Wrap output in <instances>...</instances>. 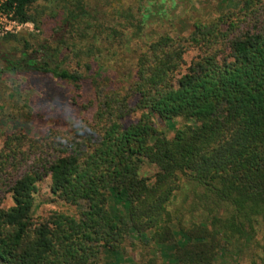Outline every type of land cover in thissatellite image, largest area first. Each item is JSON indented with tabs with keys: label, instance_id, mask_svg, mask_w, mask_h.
I'll list each match as a JSON object with an SVG mask.
<instances>
[{
	"label": "trees",
	"instance_id": "16d2710c",
	"mask_svg": "<svg viewBox=\"0 0 264 264\" xmlns=\"http://www.w3.org/2000/svg\"><path fill=\"white\" fill-rule=\"evenodd\" d=\"M49 1L2 0V7L40 30L39 2ZM234 1L185 34L144 43L125 85H115L92 43L120 50L124 31L137 33L156 0H139L121 17L75 0L44 18L54 20L51 41L23 47L8 69L66 83L74 101L89 82L94 96L83 104L89 117L74 127L2 134L0 264H97L108 255L118 264L126 243L141 245L138 264H223L257 245L264 234V0ZM143 164L155 168L151 175L139 174ZM45 176L76 214L30 216Z\"/></svg>",
	"mask_w": 264,
	"mask_h": 264
},
{
	"label": "rangeland",
	"instance_id": "374dc122",
	"mask_svg": "<svg viewBox=\"0 0 264 264\" xmlns=\"http://www.w3.org/2000/svg\"><path fill=\"white\" fill-rule=\"evenodd\" d=\"M74 1L39 2L38 9L45 10L40 30L29 24L18 31L0 36V138L2 134L9 133L18 127L23 128L29 135L37 136L50 127H74L82 116L89 117L91 110L83 109V104L94 96L89 82L83 84L81 97L74 101V91L66 83L52 77H41L36 73L25 79L23 74L14 73L8 69L10 64L21 57L20 50L24 49L23 47L27 48L24 50L30 51V49H37L43 41H51L50 36H48V27L52 25L54 20L44 18L57 12L59 9L56 11V8L65 3H67L66 6H69ZM80 1L90 12L121 17L122 15L132 14L136 10L139 0ZM156 1L157 4L153 6L152 13L143 19V24L141 28L139 27L140 29L137 28L139 29L137 33L130 31V35L126 36L127 34L124 31L121 38H125L121 42L120 50L112 48L106 51L105 48L99 45V38L92 43L100 47L99 53H97L99 55L98 60H102L104 65L108 67L109 72L113 74L115 85L116 83L127 84L135 54L148 40L161 33H168L172 36L185 34L189 31L194 20H208L214 17L218 10L231 9L236 4L234 0H174L173 3L167 0L161 3L159 0ZM194 53L195 51L187 52L184 57L186 63ZM168 132L170 134L172 130ZM154 169L150 165L143 164L139 174L149 176ZM180 195L182 194L179 193L176 197V205L182 203L183 199ZM2 204L4 206L10 205V198L5 197ZM51 209L62 210L70 214L78 212V208L63 203L52 194L49 187V178L45 176L37 183L30 216L33 219L44 216ZM255 238L257 245L254 244L250 252L248 249L244 250L236 261L235 258H231L229 261L224 259L223 264H251L252 261H254V264H264V234L259 232ZM140 246L136 244V246L131 247L126 243L122 257L120 256L121 260L117 257L118 264H138ZM143 247L147 251V257L154 254L152 251V249H155L153 244H150L148 248ZM108 256V258H103L97 264H109L108 259H112V255Z\"/></svg>",
	"mask_w": 264,
	"mask_h": 264
},
{
	"label": "built area",
	"instance_id": "2783aa9c",
	"mask_svg": "<svg viewBox=\"0 0 264 264\" xmlns=\"http://www.w3.org/2000/svg\"><path fill=\"white\" fill-rule=\"evenodd\" d=\"M29 22L16 21L12 16L11 10H5L0 0V36L6 33L18 31L20 28L27 26Z\"/></svg>",
	"mask_w": 264,
	"mask_h": 264
}]
</instances>
